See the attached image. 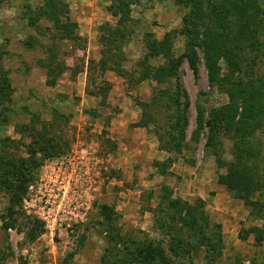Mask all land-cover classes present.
Returning a JSON list of instances; mask_svg holds the SVG:
<instances>
[{
	"label": "rangeland",
	"instance_id": "374dc122",
	"mask_svg": "<svg viewBox=\"0 0 264 264\" xmlns=\"http://www.w3.org/2000/svg\"><path fill=\"white\" fill-rule=\"evenodd\" d=\"M48 1L0 0V216L12 203L1 181L19 182L21 160L34 169L12 204L18 220L6 231L0 221V264H264V208L248 201L264 203V190L244 201L218 180L236 159L241 133L250 184L264 175V0H227L219 8L214 2L222 0H122L128 16L121 13V25L110 12L118 0ZM209 2L215 13L223 10L222 21L209 15ZM189 16L187 29L204 34L206 26L225 39L212 45L215 79L201 47L183 54L179 30ZM252 21L257 39L246 31ZM108 27L120 29L115 54L124 57L126 78L100 70ZM150 36L171 44L175 76L133 85ZM230 61L238 63L233 73ZM157 91L180 95V154L154 153L159 138L136 126L141 102L158 129L174 124L151 103ZM244 106L255 116L238 131ZM212 116L225 131L210 146ZM175 199L186 204L184 220L169 209ZM162 220L170 228H159ZM146 245L163 256L148 254ZM134 247L136 260L122 254L138 253Z\"/></svg>",
	"mask_w": 264,
	"mask_h": 264
},
{
	"label": "trees",
	"instance_id": "16d2710c",
	"mask_svg": "<svg viewBox=\"0 0 264 264\" xmlns=\"http://www.w3.org/2000/svg\"><path fill=\"white\" fill-rule=\"evenodd\" d=\"M177 3H184L185 5H191L193 4L194 0H186V2H184V0H176ZM227 0H222L220 2H214V5L219 8L218 6H221V3L224 4ZM49 4H53L55 1L54 0H49L48 1ZM236 5L238 4V2H240L239 0H235ZM210 4V9H209V15L213 16V15H217V17H219L221 19V21L226 17L224 15L223 10L221 11V8L217 10V13H215L213 10L214 8H211V2H209ZM111 15L114 17L118 18V24L121 25L122 21L125 20L126 15H127V11H125V5L122 4V0H118L117 3L114 4V6L111 7ZM121 13H126L125 17L122 18L123 14ZM51 16H54L55 13L54 11L51 10V12L49 13ZM128 16V15H127ZM199 16V15H198ZM190 20H193L192 16L189 17H185L183 18V28L179 30V35H182V37L184 38V40L187 41V51H185L183 54L184 55H191L192 53V48L196 45L202 48L203 50V54H204V59L206 61V65L208 67V72H209V78L210 79H215V77H217V71H216V66L215 63H213L214 61V52H215V48L212 47L213 42H217L218 44L222 43L224 40H222V37L220 38L218 36V34L216 33H210V29H208L206 26H204V30L206 29V32H204V34H199V29L194 28V30H189L187 29V24ZM254 21H256L254 19ZM254 21L251 22V25H247L246 27V31H249L251 34L249 35L250 37L253 36V38L256 37L255 35V27L258 26V24H256V26H253ZM192 24H190V26H192ZM107 27V26H106ZM248 28V29H247ZM108 30L110 31V34L107 36H103L101 39V59L99 61V66H100V70L101 72H104L106 70H112L114 71L116 74L120 75L123 78H126V72L124 71L122 65V61L124 60V57L121 56L120 60L118 59L117 54H115V52H117V42L120 38V29H110V27H108ZM213 37V41L212 38ZM254 41V40H253ZM239 43H241V40H239ZM168 42L163 40V41H157L155 39H153V37H149L148 41H147V54L145 57H143V61L140 65H143L144 67V71L139 75V77L137 79H133V81H131L133 85L139 84L143 81L146 80H153L157 83L162 84L163 82H169L170 79H172L175 76V71L177 69L178 66V60L173 58L170 59L172 55V49H171V44L167 45ZM116 47V48H115ZM237 49H241V45L237 47ZM243 49H241L242 51ZM159 56H163L168 60V63L166 64V66L164 67L163 65H156V66H152V65H148L147 63L149 62L148 60L155 58V57H159ZM239 55L236 54L234 55L235 59L238 60ZM235 60V61H236ZM192 63V62H191ZM231 63V61H230ZM233 68H231L229 71L231 73H233V71L238 70L235 69L236 66H238V63L236 62H232L231 63ZM231 66V65H230ZM261 78V77H259ZM261 79H264L261 78ZM130 81V79H129ZM264 82V80H263ZM49 86H53L55 83V79L52 80H48L47 81ZM165 94V96L163 95ZM152 104H154L155 106H157L156 109L161 110V112L163 113V115L167 118V119H173L174 118V124H172L169 128L167 129H158V127H156V120L154 119L153 115L150 114L149 112V104L145 103V102H141L140 103V108H141V116L140 119L137 123L136 126L138 127H143V128H147L148 130L151 129L153 130L154 134L156 135L157 138H159V150H163L166 153L169 154H180L184 145V135L182 137V133H183V129L186 127V119L185 117L179 116L178 115V108L180 107V95H177L175 92L174 94L170 93V92H166V91H157L155 93L154 96H152V99L150 100ZM258 112L262 113L264 112V102L263 104H260L258 107ZM173 110V111H172ZM175 112V114H174ZM253 110L251 111V109L247 106H244V110L241 114V120L244 121L242 122L241 126L237 128L238 131H243V124L247 121L252 119L255 115L254 113H252ZM200 116V114H199ZM220 119H217V116H212V119L210 118V120L207 122L208 123V127H209V145L213 146V141H216L217 138L219 137V133H221V130H223V132L225 131V129H223V126L219 127L218 124H220ZM198 124L200 123V120H197ZM222 128V129H221ZM197 134V131H196ZM215 139V140H214ZM244 136L241 133L240 135V139H239V143L243 141ZM235 143V142H234ZM236 143L235 144V161L233 163H231L230 165H228V172L226 176H222L219 177V183L223 186H225L229 191L234 192V196L235 198H239V199H243L244 201L248 200L247 198L249 196H251L254 192L258 191L260 188H262L264 190V175L260 178H262V180H258L255 181L253 184H250V177L248 176L247 173V168L245 165V158L244 155L247 153V151L245 150L244 147H241V144ZM248 150V149H247ZM169 164L166 163V165H170L172 162L171 160H169ZM13 164V162H12ZM15 165V164H14ZM34 168H35V164H34ZM16 169V174L17 177L19 179V182L17 184H12L7 180H2L1 182H3V185H5L6 189L8 190L9 195V201L11 200L12 203L5 209V212L0 216V221L2 222L1 227L2 229H4V231H6L7 229H9L10 227L13 226V223H15L16 220H18V215L17 212L14 210L12 204H19L20 203V197L25 193L26 190V183H28L29 181V177L27 175V171H31L34 170L33 168H30L29 165H27V163L23 160H21L18 163V166L15 167ZM250 184V186H249ZM170 195V194H169ZM249 203L252 205V209L255 207H259L261 209L264 208V203L259 204V203H254L251 199L248 200ZM170 208L173 211H177L178 216H179V220H182L183 218H181V210L182 206L186 204L181 203V201L179 199H175L174 201H170ZM162 205V199L160 198V201L158 202L157 206L159 207L156 210V213H159V211L161 210V206ZM260 210V209H259ZM155 211V210H154ZM163 212V210H162ZM188 212V211H187ZM186 212V213H187ZM192 212V211H191ZM164 215L167 216V214L164 211ZM188 215V214H187ZM189 218H191L190 213L188 215ZM167 220L169 221H173V218L171 217H167ZM184 220V219H183ZM183 225H187V222L184 221ZM188 226V225H187ZM159 228L163 229V228H170L169 226H167L166 221H160ZM168 232H171V230L167 229ZM254 230V229H253ZM170 234V233H168ZM172 237V235H171ZM174 237H172L173 239ZM140 247V246H138ZM137 247V248H138ZM145 247V249L149 252L148 254L152 255V256H163V250L162 248H155L152 245H146L143 246ZM136 247H134L135 251H127V249L122 250V254H124L125 256L131 258V260H136L138 256H140V252Z\"/></svg>",
	"mask_w": 264,
	"mask_h": 264
},
{
	"label": "crops",
	"instance_id": "0c3cea01",
	"mask_svg": "<svg viewBox=\"0 0 264 264\" xmlns=\"http://www.w3.org/2000/svg\"><path fill=\"white\" fill-rule=\"evenodd\" d=\"M155 152H156V153H159V154H161V155H162V153H163V154L166 153V152H164L163 150H159V148H158L157 146H155L154 153H155ZM167 154H169V153H166V155H167ZM169 155H170V154H169ZM162 156H163V155H162Z\"/></svg>",
	"mask_w": 264,
	"mask_h": 264
}]
</instances>
